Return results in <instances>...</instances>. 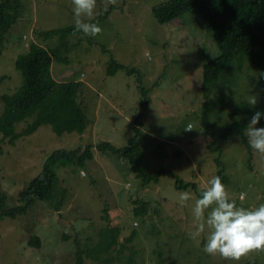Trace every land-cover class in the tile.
Returning a JSON list of instances; mask_svg holds the SVG:
<instances>
[{
    "label": "rangeland",
    "instance_id": "374dc122",
    "mask_svg": "<svg viewBox=\"0 0 264 264\" xmlns=\"http://www.w3.org/2000/svg\"><path fill=\"white\" fill-rule=\"evenodd\" d=\"M13 1L19 15L0 46V96L22 84L14 61L31 42L43 41L44 31L75 25L72 0ZM163 1L96 0L93 17L82 19L97 23L101 32L95 37L69 34L61 46L68 60L53 61L52 75L80 83L76 100L88 120L83 132L58 135L51 125L41 124L14 144L1 140L0 134V190L8 207L18 204L19 191L41 172L50 152L94 146L92 159L56 168L55 198L36 200L25 214L0 220V264H75L76 243L83 249L84 264H104L106 259L111 264H264V249L251 250L238 260L205 253L208 230L196 235L192 215L199 192L218 176V159L225 167L226 183L221 182L231 201L243 208L264 203V154L252 148L249 153L238 134L219 141L217 149L200 120L206 99L217 102L210 117L212 131L237 118L230 115L239 100L255 96L260 103L262 72L249 67L246 59L237 71L236 86L223 94L219 85L205 96L202 65L218 54L213 33L197 8L167 23L156 22L152 7ZM52 38L46 41L53 40L55 47L59 39ZM111 58L136 70L140 80L134 71L122 69L108 75ZM139 83L150 102L136 163L149 174L161 168L171 173L160 175L156 183L144 184L127 158L95 147L101 142L127 145L144 101ZM219 104L224 112H218ZM2 108L0 98V113ZM28 121L15 123L14 130H22ZM175 178L194 181L197 189H177ZM184 192L191 194L188 201L179 199ZM137 199L146 202L148 214L134 215ZM112 227L119 228L117 243L95 257ZM31 236L39 237V246L28 244Z\"/></svg>",
    "mask_w": 264,
    "mask_h": 264
},
{
    "label": "trees",
    "instance_id": "16d2710c",
    "mask_svg": "<svg viewBox=\"0 0 264 264\" xmlns=\"http://www.w3.org/2000/svg\"><path fill=\"white\" fill-rule=\"evenodd\" d=\"M197 8L203 19L210 27L218 54L202 65V90L208 96L219 85H222L220 92L223 94L231 87L238 84L237 71L242 68V62L249 60L248 66L258 68L264 78V0H165L152 7V14L156 22L164 24L187 12ZM19 15L18 4L13 0H1L0 2V46L2 45L8 31L16 23ZM82 34L75 30V25L58 29L47 30L41 33L43 41H33L28 45L23 54H19L15 61V67L21 72L22 84L11 94L0 96L3 108L0 113V134L1 140L14 144V141L23 135L34 132L41 124H49L56 134L63 132L81 133L88 122L86 116L76 100L80 83L78 81L64 82L55 79L52 75L51 65L53 61L67 62L68 57L61 54V46L65 44L69 34ZM53 36H57L59 42L52 47ZM235 61V63H234ZM250 64V65H249ZM126 70L128 73H137L136 70L128 69L113 58L110 59L107 68L108 75H114L118 70ZM74 75V74H73ZM138 90L144 98L139 107V115L135 118L133 136L124 147L113 146L109 142H101L95 145L98 151L109 150L113 154H119L127 158L131 163V170L137 172L144 184L158 182L160 175L171 173L161 168L153 174L147 173L144 166L136 163L138 143L142 137V126L144 122V111L150 102L146 96L144 87L138 84ZM260 103L250 105L248 100H239L235 103L233 113L230 117L237 115L234 121L222 124L218 131H212L211 119L217 102H210L207 99L203 104V111L200 120L203 122L205 134L211 138V145L225 141L231 134H238L247 145L251 153L244 130L257 110L264 111V91L260 95ZM223 104V100H221ZM222 104H219L222 107ZM219 113L224 112L223 107ZM28 121L27 125L20 131L14 130L15 123ZM264 123V118L258 124ZM92 144H86L80 148L66 149L59 148L49 153L43 162L41 172L28 182L18 193V204L8 207L6 195L0 190V220L3 217L15 218L25 214L36 200H52L55 198L57 186L56 168L60 165L82 162L85 159H92ZM215 147V148H216ZM1 150V149H0ZM177 154H181L178 152ZM251 160V158L249 157ZM218 176L224 183L227 177L224 175L225 167L218 159ZM138 165V166H137ZM177 189H197L196 182H184L179 178L174 180ZM203 191V190H202ZM201 191V192H202ZM198 196L200 195V193ZM139 203L135 206V216L148 214L147 204L141 199L134 200ZM58 207V205L56 206ZM119 228L112 227L107 230L106 238L99 242L98 252L108 251L113 244L117 243ZM135 232L131 233L128 240H132ZM31 246H39L38 236H31L28 239ZM75 264H84L83 249L76 243ZM100 264V263H95ZM104 264H111L110 259L104 260Z\"/></svg>",
    "mask_w": 264,
    "mask_h": 264
},
{
    "label": "clouds",
    "instance_id": "9594fccd",
    "mask_svg": "<svg viewBox=\"0 0 264 264\" xmlns=\"http://www.w3.org/2000/svg\"><path fill=\"white\" fill-rule=\"evenodd\" d=\"M72 5L75 30L92 37L99 34L102 29L97 23L82 19L93 17L96 0H72ZM249 104H256L255 96L251 97ZM262 118L264 111H255L245 131L249 147L260 154H264V127L256 126ZM208 185L192 208V215L197 222L195 234L199 235L205 228L208 230L204 252L238 260L251 250L264 249V203L254 208L237 206L229 199L219 176H213ZM190 196V193L184 192L179 199L188 201ZM208 209L210 211L205 215Z\"/></svg>",
    "mask_w": 264,
    "mask_h": 264
}]
</instances>
